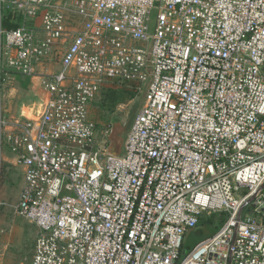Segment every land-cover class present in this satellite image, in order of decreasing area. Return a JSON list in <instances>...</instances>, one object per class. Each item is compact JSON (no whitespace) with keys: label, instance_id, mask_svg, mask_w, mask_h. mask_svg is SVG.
Instances as JSON below:
<instances>
[{"label":"built area","instance_id":"1","mask_svg":"<svg viewBox=\"0 0 264 264\" xmlns=\"http://www.w3.org/2000/svg\"><path fill=\"white\" fill-rule=\"evenodd\" d=\"M263 69L264 0H0V86L38 95L0 119L31 264H264ZM123 85L145 90L118 154L90 107Z\"/></svg>","mask_w":264,"mask_h":264},{"label":"rangeland","instance_id":"2","mask_svg":"<svg viewBox=\"0 0 264 264\" xmlns=\"http://www.w3.org/2000/svg\"><path fill=\"white\" fill-rule=\"evenodd\" d=\"M155 13L156 11L154 10L153 16L155 15ZM126 89L128 90V94L130 96L128 97L127 100H125L123 103L116 105L113 109H108L102 106L101 99L99 98H97L90 107L91 116L94 118V120L98 125V130H99L98 137H101L102 139H104L105 137L109 145L111 147L113 146L115 147L116 152L118 154H122L123 152L125 138L128 134V131L130 129V126L133 122L135 115L137 114L139 108L141 107L144 101V90H145L144 87L142 90H139V88H137L136 85H129L126 86ZM37 96L38 95L35 88V84L29 78L16 77L15 81L12 83L2 84L0 86V119L1 120L3 119L6 122V125L9 124L11 120H13L15 117L18 116L20 107L23 104L26 105L31 103V101L36 99ZM9 152H10L9 149L4 142V144L0 148V167L2 166L3 168L4 165L3 164L4 160L2 159L3 157H1V155L2 154L3 156L9 155ZM5 172L6 170L4 168L3 170L2 169L0 170V186L6 180ZM12 186L13 185H10L11 192H13ZM15 202H17V200ZM34 240H33L32 251L30 250L31 246H29V248H26V245L19 246V249L21 251L19 257L24 259L23 260L24 264L32 263ZM196 240H197L196 234L192 233L191 230H188L184 237L185 246H193L198 241ZM27 250H28V254H27Z\"/></svg>","mask_w":264,"mask_h":264},{"label":"crops","instance_id":"3","mask_svg":"<svg viewBox=\"0 0 264 264\" xmlns=\"http://www.w3.org/2000/svg\"><path fill=\"white\" fill-rule=\"evenodd\" d=\"M20 110L30 116L26 107L21 106ZM1 157L4 160V165H1L6 170V180L0 186V260L2 264H24V259L19 257L21 254L19 246L26 245V248L31 246L32 251L37 229L32 223L19 217L14 210L23 182V168L16 163L11 152L6 156L2 154ZM3 168L1 166L0 170ZM10 185H13V192L10 191Z\"/></svg>","mask_w":264,"mask_h":264},{"label":"trees","instance_id":"4","mask_svg":"<svg viewBox=\"0 0 264 264\" xmlns=\"http://www.w3.org/2000/svg\"><path fill=\"white\" fill-rule=\"evenodd\" d=\"M11 17H12L11 13L5 14L3 18V27L11 28L17 26V23L15 24L9 22V19ZM129 96L130 95L128 94V90L126 89V86L123 85L118 88L102 89L98 98L101 99L102 106L108 109H113L116 105L123 103L125 100H127ZM224 218H225V212L211 213V214L202 213L199 216V220L196 227L191 229V231L192 233L196 234L197 240H200L203 237L211 235L220 226ZM190 247L191 246H185L183 241V244L181 246V251L184 250L185 253Z\"/></svg>","mask_w":264,"mask_h":264},{"label":"water","instance_id":"5","mask_svg":"<svg viewBox=\"0 0 264 264\" xmlns=\"http://www.w3.org/2000/svg\"><path fill=\"white\" fill-rule=\"evenodd\" d=\"M181 254H184V250L181 251Z\"/></svg>","mask_w":264,"mask_h":264}]
</instances>
